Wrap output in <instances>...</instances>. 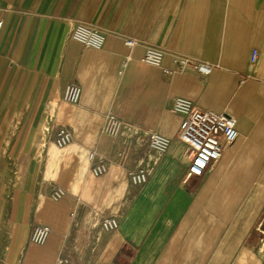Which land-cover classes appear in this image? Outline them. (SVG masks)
<instances>
[{
  "label": "crops",
  "instance_id": "crops-1",
  "mask_svg": "<svg viewBox=\"0 0 264 264\" xmlns=\"http://www.w3.org/2000/svg\"><path fill=\"white\" fill-rule=\"evenodd\" d=\"M77 23L103 46L73 40ZM148 47L161 66L143 62ZM175 55L212 70L165 74ZM69 83L77 103L63 99ZM177 96L237 119L199 177L176 135ZM61 127L71 141L58 147ZM151 131L171 140L159 156ZM140 164L151 170L136 186ZM263 210L264 0H0V264H264L253 243ZM104 216L118 227L102 230ZM38 225L42 243L30 238Z\"/></svg>",
  "mask_w": 264,
  "mask_h": 264
},
{
  "label": "built area",
  "instance_id": "built-area-1",
  "mask_svg": "<svg viewBox=\"0 0 264 264\" xmlns=\"http://www.w3.org/2000/svg\"><path fill=\"white\" fill-rule=\"evenodd\" d=\"M71 38L85 47L100 49L103 46L105 36L96 28L84 23H77L72 28ZM124 44L132 48L138 44L135 37H127ZM258 51L251 50L250 60L255 61ZM163 52L160 49L148 47L142 57L143 62L161 66ZM174 67L163 68L165 74L174 71L185 72L194 70L198 74L207 75L211 72L212 66L203 61H197L186 56H173ZM81 94V87L76 83H69L63 92V99L71 103H77ZM172 110L179 113L182 118L177 131V138L185 145L187 153L190 155L187 171L194 177L201 176L205 170L216 162L223 150L229 146L238 136L236 128L237 119L235 116L225 111H214L203 109L193 103L189 98L177 96L173 99ZM71 141L70 132L61 127L56 131L54 142L56 146L63 147ZM170 138L151 131L147 136L148 146L159 156L165 153L170 145ZM94 151L88 153V160L94 159ZM91 172L99 175L105 170L101 162L93 163ZM151 170L149 164H140L129 172V180L133 185L143 184ZM262 219L258 223V229L264 220V210ZM99 226L104 231H112L118 227V220L113 216H104L99 219ZM264 228V226H263ZM264 233V230H262ZM49 233V228L44 225L35 226L31 233V240L35 243H42ZM264 246V242L262 243ZM56 264H63V260L58 259Z\"/></svg>",
  "mask_w": 264,
  "mask_h": 264
},
{
  "label": "rangeland",
  "instance_id": "rangeland-1",
  "mask_svg": "<svg viewBox=\"0 0 264 264\" xmlns=\"http://www.w3.org/2000/svg\"><path fill=\"white\" fill-rule=\"evenodd\" d=\"M262 215H263V214H262ZM261 219H262V216H261V218H260V221H261ZM263 226H264V220H263L262 226L259 227L258 230H256V235H255V238H254V241H253V243H254V245H255L257 251H258L262 256H264V246L262 245V243L264 242V233H263V231H262V230H264Z\"/></svg>",
  "mask_w": 264,
  "mask_h": 264
}]
</instances>
